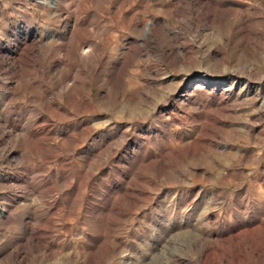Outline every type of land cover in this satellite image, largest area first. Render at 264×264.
<instances>
[{
	"label": "rangeland",
	"instance_id": "1",
	"mask_svg": "<svg viewBox=\"0 0 264 264\" xmlns=\"http://www.w3.org/2000/svg\"><path fill=\"white\" fill-rule=\"evenodd\" d=\"M0 264H264V0H0Z\"/></svg>",
	"mask_w": 264,
	"mask_h": 264
}]
</instances>
